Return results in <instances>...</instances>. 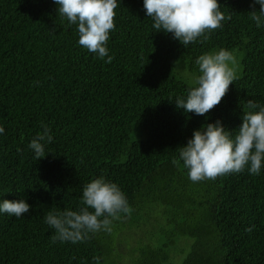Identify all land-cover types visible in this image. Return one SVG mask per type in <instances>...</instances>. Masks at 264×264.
Segmentation results:
<instances>
[{
  "label": "trees",
  "instance_id": "trees-1",
  "mask_svg": "<svg viewBox=\"0 0 264 264\" xmlns=\"http://www.w3.org/2000/svg\"><path fill=\"white\" fill-rule=\"evenodd\" d=\"M218 3L223 26L184 47L152 28L143 0H120L105 63L77 43L53 0H0V199L32 206L0 214V264H121L113 228L140 235L133 264H264V169L192 182L172 162L194 129L220 119L235 130L249 101L264 105V27L251 18L260 6ZM221 48L244 52L242 74L205 116L177 108L191 86L177 61ZM42 122L53 140L36 160L28 144ZM99 176L120 186L130 212L81 242L54 240L45 216L78 210ZM147 226L168 239L148 242Z\"/></svg>",
  "mask_w": 264,
  "mask_h": 264
},
{
  "label": "clouds",
  "instance_id": "clouds-1",
  "mask_svg": "<svg viewBox=\"0 0 264 264\" xmlns=\"http://www.w3.org/2000/svg\"><path fill=\"white\" fill-rule=\"evenodd\" d=\"M53 2L61 18L69 25H76L77 43L105 63L111 62L113 56L109 54L107 42L110 31L116 27L114 10L120 0ZM253 3L260 7L252 11L251 18L257 28L264 27V0H253ZM143 8L154 30L171 33L184 47L196 43L200 37L206 39L207 33L221 28L227 19L218 0H143ZM194 63L198 66V75L190 74L191 86L186 95L174 99L176 107L186 113L205 116L220 103L229 85L237 79V59L233 52L221 48L201 54ZM249 107L254 110L243 114L242 123L235 130H229L220 119L194 129L187 143L179 147L173 164L182 162L192 182L239 173L245 168L249 174L259 175L264 169V105L249 101ZM41 127L42 131L28 144L36 160L46 155V145L53 140L51 128L43 122ZM4 132V126L0 125V135ZM81 201L83 206L78 210L65 208L45 216V223L55 232L54 240L81 242L90 233L109 231L110 217L115 219L131 210L120 186L104 176L84 185ZM31 207L23 198L0 199V214L19 218L29 213Z\"/></svg>",
  "mask_w": 264,
  "mask_h": 264
},
{
  "label": "rangeland",
  "instance_id": "rangeland-1",
  "mask_svg": "<svg viewBox=\"0 0 264 264\" xmlns=\"http://www.w3.org/2000/svg\"><path fill=\"white\" fill-rule=\"evenodd\" d=\"M218 51V50H215ZM231 52H233V54L235 55L236 59H237V65H236V71H237V77L240 76L243 72L244 66H243V57H244V52L242 50H240L239 48L233 49L231 50ZM179 66V72L180 74H182L181 76L183 77V79H185L189 84L190 83V74H197L198 75V66L195 64H191V66H189L188 64H186L184 61H177L176 66ZM165 228L164 230L170 229L167 225H163ZM162 226H159V229L157 228V230H155L154 227H150L147 226L144 229V233L145 230H147L146 235H147V239L148 242H151V240H153L155 243L158 241H163L168 239V236L166 235L165 231L162 230ZM121 229L119 228H113L112 229V236H114V238L118 237L119 235L121 236V240L119 243V249L121 252V264H133L134 260L136 259V255L137 253H135L134 249L137 248L139 246V237L140 235L136 233V231H131V232H127L128 230H126L125 232H121Z\"/></svg>",
  "mask_w": 264,
  "mask_h": 264
}]
</instances>
